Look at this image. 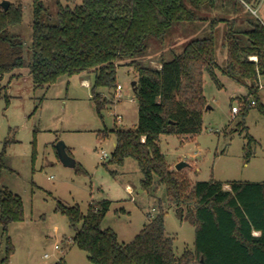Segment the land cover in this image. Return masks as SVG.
Listing matches in <instances>:
<instances>
[{"label": "trees", "instance_id": "trees-1", "mask_svg": "<svg viewBox=\"0 0 264 264\" xmlns=\"http://www.w3.org/2000/svg\"><path fill=\"white\" fill-rule=\"evenodd\" d=\"M260 0H82L75 6L58 2L56 12L42 0L34 4L33 38L29 67L35 88L56 83L61 76L94 73L92 96L98 114L113 102L98 90L117 87L118 68L136 69L139 119L135 128H105L102 138L113 133L116 144L111 163L137 160L143 173L142 187L155 189L157 179L166 187L167 202L181 220L195 226V247L177 256L174 238L166 228V210L151 218L129 243H121L113 228L102 224L112 201H92L87 213L79 204L58 202L76 232L72 242L88 253L93 264H264V181L223 182L212 177L192 180L183 171L171 169L160 139L162 134L193 137L202 132L209 106L205 77L220 85V75L248 88L240 108L245 122L255 100L260 98L264 78V22L252 17L247 5ZM223 10L229 16L210 15ZM251 11V12H250ZM246 14L242 17L240 14ZM234 14V15H233ZM57 15V21L53 19ZM23 22V5L0 9V79L23 68L25 43L11 29ZM203 33V36H196ZM188 36L182 51L175 41ZM156 41L164 47L160 67L149 59ZM226 56L220 60V48ZM256 57V59H252ZM16 76L12 74V77ZM221 86V85H220ZM0 90V97L2 96ZM7 105L10 98L6 94ZM245 132V124L239 129ZM245 161L252 158L255 138L248 132ZM36 153V146L34 147ZM68 149V148H67ZM71 154V152L68 150ZM79 174L87 171L79 163ZM229 185V188L225 186ZM157 189V187H156ZM25 220L20 195L0 189V223ZM2 264L14 252L11 237ZM56 264H67L61 258Z\"/></svg>", "mask_w": 264, "mask_h": 264}, {"label": "rangeland", "instance_id": "rangeland-1", "mask_svg": "<svg viewBox=\"0 0 264 264\" xmlns=\"http://www.w3.org/2000/svg\"><path fill=\"white\" fill-rule=\"evenodd\" d=\"M9 1L23 5V22L11 30L24 40L27 63L12 73L16 76L8 74L0 79L3 93L0 97V189L8 188L21 196L25 220L10 224L7 231L0 223V264L7 256L9 236L14 252L6 264H56L63 257L67 264H93L88 253L72 242L63 249L66 240L70 241L76 232L68 217L57 211L59 201L66 205L79 204L87 213L91 201L111 200L110 211L102 226L118 232L121 243L131 242L160 212L162 203L167 211V232L174 238L177 256L187 249L193 250L195 226L189 220H181L175 207L169 206L165 185L156 178L155 189L144 190L143 173L137 160L128 157L123 165L111 163L116 137L113 133L106 138L99 135L106 127L130 129L137 126L139 105L132 85L138 80L136 69L126 64L119 66L117 85L122 86L120 92L117 93V87L98 90L113 100L104 109L103 118L98 114L92 96L94 73L64 75L51 86L36 89L28 65L36 0ZM42 1L55 12L58 2L72 6L82 2ZM247 9H252V17L264 22V0L254 7L247 6ZM210 15L229 16L221 9ZM240 15L245 17L246 14ZM56 21L57 15L53 19ZM187 41L186 35L177 38L173 45L175 50L182 51ZM164 50L161 44L153 42L148 57L154 66L160 67L158 59ZM220 51L222 60L226 56L225 49L221 47ZM219 75L221 86L208 74L205 77V93L211 108L205 111L202 132L193 137L162 134V151L173 170H177L181 162L188 164L181 171L192 182L207 181L212 177L223 182L264 181V114L253 104L242 122L247 130L241 132L240 113L235 115L232 108H241L248 88ZM85 78L90 80V85L83 83ZM261 85H264V78ZM6 94L10 98L9 105ZM260 98L264 103L262 87ZM117 116L121 120H117ZM247 132L256 140L249 162L245 161L244 150L249 141ZM60 141L65 142L86 173L79 174L76 167L64 165L57 150ZM103 151L109 155L107 158L102 157ZM128 187L132 188L131 192ZM225 187L229 188V185ZM57 244L61 248H56Z\"/></svg>", "mask_w": 264, "mask_h": 264}, {"label": "water", "instance_id": "water-1", "mask_svg": "<svg viewBox=\"0 0 264 264\" xmlns=\"http://www.w3.org/2000/svg\"><path fill=\"white\" fill-rule=\"evenodd\" d=\"M11 5V1L9 0H3L1 2V7L4 8V10H8L9 7ZM132 85L134 87V91L136 92L137 91V81H133L132 82ZM208 108H210V106H208ZM57 150H58V154H59V157L61 159V161L64 163L65 166H68V167H73L75 168L78 164V162L75 160V158L68 152V149H67V146L65 144L64 141H60L58 144H57ZM188 164L186 162H181L177 165V170L178 171H181L185 166H187Z\"/></svg>", "mask_w": 264, "mask_h": 264}, {"label": "built area", "instance_id": "built-area-1", "mask_svg": "<svg viewBox=\"0 0 264 264\" xmlns=\"http://www.w3.org/2000/svg\"><path fill=\"white\" fill-rule=\"evenodd\" d=\"M247 6H249V5H247ZM251 10H252V9H251ZM253 12L256 13V11H254V10H253ZM252 59H256V57H252ZM260 86H261L262 88H264V85H263V86L260 85ZM116 90H117V93L120 92V91L122 90V86H121V85H117ZM252 104L255 105V104H256V101L253 100V101H252ZM232 111H233V113L236 115V114H238V112L240 111V108H239L238 106H233ZM117 120H121V117H120V116H117ZM108 156H109V155H108L106 152L103 151L102 157H103V158H107ZM128 190L131 192V191H132V188H131V187H128ZM46 257H48V254H46Z\"/></svg>", "mask_w": 264, "mask_h": 264}, {"label": "crops", "instance_id": "crops-1", "mask_svg": "<svg viewBox=\"0 0 264 264\" xmlns=\"http://www.w3.org/2000/svg\"><path fill=\"white\" fill-rule=\"evenodd\" d=\"M83 83L86 84V85H90V80L87 79V78H85V79H83ZM210 108H211V107H210ZM210 108H209V109H210ZM170 167H171V166H170ZM171 169H172V167H171ZM142 191H144V190H141V192H142ZM91 202H92V201H91ZM117 233H118V232H117ZM118 236H119V234H118ZM67 241L69 242V240H66V242L64 243V246H63V247H64V248H63L64 250H66V249H65V246H66V244L68 243ZM56 248L59 249V248H61V247H60V245L57 244V245H56Z\"/></svg>", "mask_w": 264, "mask_h": 264}]
</instances>
